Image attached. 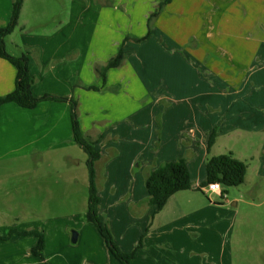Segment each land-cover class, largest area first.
<instances>
[{
	"label": "rangeland",
	"instance_id": "obj_1",
	"mask_svg": "<svg viewBox=\"0 0 264 264\" xmlns=\"http://www.w3.org/2000/svg\"><path fill=\"white\" fill-rule=\"evenodd\" d=\"M154 12L158 15L153 17V39L147 47L138 48L147 62L137 69L148 87V104L138 107L134 122H120L108 129L115 138L106 133L102 142L95 144L102 154L98 216L108 224L123 251L137 250L131 264H148V232L155 215L139 201L148 197L146 175L152 166L148 162L164 158L170 148L160 141L162 116L168 122L176 108L206 105L197 87L200 76H207L210 70L215 84L210 90L215 92L212 108L220 117L224 107L223 115L229 111L231 122L249 128L240 138L222 136L209 157L232 147L248 166V180L246 176L243 184L227 188L228 199L243 198L238 213L231 205L222 212L216 208L207 225L196 221L199 228L187 230L190 236L186 235L180 246L209 250L196 264H264V0H173L161 9L158 4ZM33 15L49 21L50 26L56 21L48 14ZM30 27L38 29L40 25ZM8 46L9 53L16 52L14 45ZM164 110L168 114H163ZM170 123L177 124L175 116ZM257 123L259 128L253 130ZM131 151L138 160L129 172ZM88 159V153L75 143L27 156L1 157L0 233L39 227L52 248L64 234L69 245L79 248L83 238L73 242L74 232H83L85 237L94 226L87 218ZM191 166L195 174L198 167ZM133 201L136 206L128 207L127 202ZM253 201L255 206L249 203ZM218 219L225 221L216 225ZM196 230L200 240L191 238Z\"/></svg>",
	"mask_w": 264,
	"mask_h": 264
},
{
	"label": "crops",
	"instance_id": "obj_2",
	"mask_svg": "<svg viewBox=\"0 0 264 264\" xmlns=\"http://www.w3.org/2000/svg\"><path fill=\"white\" fill-rule=\"evenodd\" d=\"M161 1L25 0L18 26L6 37V48H9V44L14 45L16 52L12 54L17 56L29 53L30 71L35 77L32 92L36 97L52 94L68 97L69 100H43L33 108L22 107L15 102L3 104L0 108V158L27 156L78 144L74 139L70 99L77 102L83 135L95 144L101 143L106 133L108 137L115 138L108 129L116 124L121 122L129 125L134 122L138 107L148 104V87L142 82L137 69L147 62L138 48L147 47L153 39L156 25L152 22L156 16L153 18L152 13ZM13 2L0 0V28L9 24ZM30 8L35 15L48 14L56 21H52L54 24L51 22L50 26L49 21L35 18ZM36 25H40L42 30L30 27ZM121 48L125 51L124 61L119 67L109 69L104 78L99 69ZM206 73L207 76H200L202 81L197 87L198 95L205 99L206 105L176 108L168 117V122H164L162 116L160 141L170 148L164 158L148 162L152 170L162 163L184 157L194 185L192 189L172 195L158 213L156 207L149 203V193L146 199L139 201L144 208L148 207V213L153 212L155 215L152 229L148 232V264H196V261L207 256L209 250H191L180 246L185 236H190L187 230L199 228L198 221H204L207 225L210 216L214 217L212 212L216 208H221L222 212L231 205L238 213L240 202L243 201L242 197L237 196L223 200L219 193L207 195L202 188L199 189L206 182L205 164L210 153L213 154V149L219 146V139L225 136L228 140L233 135L240 138L243 131L249 128L231 122L229 111L226 110L223 115L224 107L221 116H218V112L212 108L215 92L210 91L215 84L211 83L210 70ZM16 78V67L0 57V96L15 89ZM143 97L147 99L140 104L138 100ZM146 113L148 116V111ZM164 113L168 114V111L164 110ZM174 116L176 125L170 123ZM258 128L257 123L252 129ZM214 130L217 131L216 142L209 148V139ZM226 148L242 160L232 147ZM131 153L129 172L138 160V156L133 151ZM220 154L225 153L217 152L215 155ZM101 159L102 154L96 162L97 184ZM191 163L198 167L195 174ZM194 175L197 177L194 178ZM246 176L248 180V174ZM136 202H127V206H136ZM249 203L255 206L254 201ZM120 207L117 206L115 211L120 210ZM218 221L216 225L225 220ZM90 223L94 226L91 225L93 227L85 237L83 232L78 233L77 242L83 238V243L76 249L69 245L66 234L54 248L46 237L44 259L31 251L38 242L36 236L16 234L10 240L0 238V264H121L110 252L96 225ZM110 224L113 229V224ZM205 230H209L208 226H205ZM191 238L200 240L199 230L194 231ZM228 264H232V261Z\"/></svg>",
	"mask_w": 264,
	"mask_h": 264
},
{
	"label": "trees",
	"instance_id": "obj_3",
	"mask_svg": "<svg viewBox=\"0 0 264 264\" xmlns=\"http://www.w3.org/2000/svg\"><path fill=\"white\" fill-rule=\"evenodd\" d=\"M25 0H14L13 11L9 24L0 28V57L10 61L17 69V78L15 89L0 96V108L8 102H15L22 107H36L43 100H69L68 97L45 94L42 97H36L32 92V85L35 77L30 71V56L28 52L21 55H13L6 48V37L10 35L19 24L22 7ZM173 0H162L159 8H163L170 4ZM158 15V12L152 13V17ZM125 59V51L123 48L109 60L99 71L105 78L109 69L119 67ZM72 106V123L75 141L88 153L87 162L89 168V202L87 210V218L98 228L100 234L104 238L106 245L115 258L121 264H131L132 259L136 255V251L125 252L114 241L112 231L108 224L102 221L98 216L100 206V195L97 184L96 162L100 158V151L95 149L94 141L86 139L81 130L79 115L77 112V102L70 99ZM217 131H213L209 139V148L216 142ZM207 179L203 186L219 181L225 187L239 186L246 181L248 172L247 164L235 157L233 152L208 157L206 163ZM146 187L149 193V203L156 207V213L160 212L172 195L181 191L194 188L191 180V174L186 158L180 157L175 161H169L158 165L150 170L146 175ZM202 187H199L201 189ZM36 236L38 242L31 249L35 256L44 259L46 249V235L43 229L34 227L31 229L18 230L12 228L9 234L0 235L1 239L10 240L14 235Z\"/></svg>",
	"mask_w": 264,
	"mask_h": 264
},
{
	"label": "built area",
	"instance_id": "obj_4",
	"mask_svg": "<svg viewBox=\"0 0 264 264\" xmlns=\"http://www.w3.org/2000/svg\"><path fill=\"white\" fill-rule=\"evenodd\" d=\"M202 190L209 195L210 193H219L223 200H228V193L226 187L219 181L211 182L202 187Z\"/></svg>",
	"mask_w": 264,
	"mask_h": 264
},
{
	"label": "water",
	"instance_id": "obj_5",
	"mask_svg": "<svg viewBox=\"0 0 264 264\" xmlns=\"http://www.w3.org/2000/svg\"><path fill=\"white\" fill-rule=\"evenodd\" d=\"M77 240H78V233L74 232V234H73V242H77Z\"/></svg>",
	"mask_w": 264,
	"mask_h": 264
}]
</instances>
